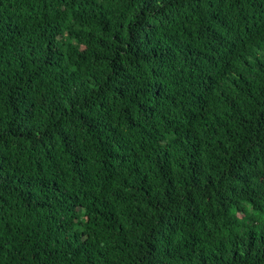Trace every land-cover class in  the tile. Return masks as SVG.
Listing matches in <instances>:
<instances>
[{"label": "trees", "instance_id": "obj_1", "mask_svg": "<svg viewBox=\"0 0 264 264\" xmlns=\"http://www.w3.org/2000/svg\"><path fill=\"white\" fill-rule=\"evenodd\" d=\"M0 264H264V0H0Z\"/></svg>", "mask_w": 264, "mask_h": 264}]
</instances>
